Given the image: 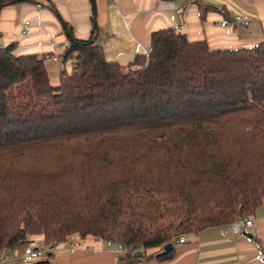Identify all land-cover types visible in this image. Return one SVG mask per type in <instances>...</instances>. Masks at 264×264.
Segmentation results:
<instances>
[{"label": "trees", "instance_id": "trees-1", "mask_svg": "<svg viewBox=\"0 0 264 264\" xmlns=\"http://www.w3.org/2000/svg\"><path fill=\"white\" fill-rule=\"evenodd\" d=\"M61 25L56 84L45 53L0 45V256L76 233L124 245L114 264L162 261L180 235L255 212L264 39L212 49L165 27L121 64L95 42L93 15L87 38Z\"/></svg>", "mask_w": 264, "mask_h": 264}, {"label": "crops", "instance_id": "crops-1", "mask_svg": "<svg viewBox=\"0 0 264 264\" xmlns=\"http://www.w3.org/2000/svg\"><path fill=\"white\" fill-rule=\"evenodd\" d=\"M240 12L250 14L248 25L231 21ZM92 15L95 42L106 59L121 64L146 52L150 33L165 27L191 40L205 39L212 49L254 45L264 39V0H31L0 8V45L14 43L16 54H60L66 41L61 22L71 26L75 37L87 38ZM222 19L228 20L225 25H220ZM44 63L50 82L56 84L61 62ZM249 217L254 220L251 237L226 229V224L208 226L186 233L184 242L175 243L170 259L150 257L140 264H263L264 202ZM20 252L21 247L6 251L12 259L0 264H114L121 254L108 240L93 236L71 237L31 263L23 262Z\"/></svg>", "mask_w": 264, "mask_h": 264}, {"label": "built area", "instance_id": "built-area-1", "mask_svg": "<svg viewBox=\"0 0 264 264\" xmlns=\"http://www.w3.org/2000/svg\"><path fill=\"white\" fill-rule=\"evenodd\" d=\"M38 7H40V4H37ZM220 10L222 8H219ZM251 19V16L247 12H240V13H235L231 16V21L234 23L246 26L249 24ZM227 19H222L220 22V25H225L227 23ZM28 25V21L24 22L23 31H26ZM66 45V41L63 43V46ZM44 59H51L52 61H57L59 62L61 59L60 54H44ZM254 225V220L253 218L246 216L243 218H239L236 220H233L229 223L226 224V229H230L232 231H244V232H249L250 228H252ZM71 238H68L66 240H70ZM185 237L184 235H180L176 242H184ZM109 245L112 246L115 250L119 252H124L126 251V247L120 243H117L114 240H108ZM50 247L44 245V246H38L34 245L33 243H26L23 246H21V252H20V258L23 262L25 263H31L41 255H43ZM12 259V256L9 254H4L0 257V263H3L5 261H8Z\"/></svg>", "mask_w": 264, "mask_h": 264}, {"label": "rangeland", "instance_id": "rangeland-1", "mask_svg": "<svg viewBox=\"0 0 264 264\" xmlns=\"http://www.w3.org/2000/svg\"><path fill=\"white\" fill-rule=\"evenodd\" d=\"M65 65L67 67L68 63H66ZM71 237L72 238H76V237H79V236L76 233L69 234V235L66 236L65 241H66V239L71 238ZM32 243L34 245L44 246L43 243H42L41 237L39 235H36V237L34 238V241Z\"/></svg>", "mask_w": 264, "mask_h": 264}, {"label": "water", "instance_id": "water-1", "mask_svg": "<svg viewBox=\"0 0 264 264\" xmlns=\"http://www.w3.org/2000/svg\"><path fill=\"white\" fill-rule=\"evenodd\" d=\"M243 233H244V235H246L247 237H251V233H250V232H244V231H243ZM168 246H169V243L165 244V245L163 246V248H166V247H168ZM50 248H52V246H50Z\"/></svg>", "mask_w": 264, "mask_h": 264}]
</instances>
